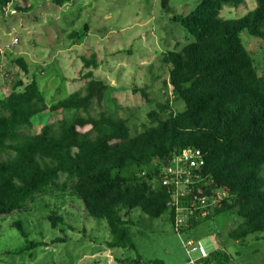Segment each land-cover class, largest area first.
<instances>
[{"label":"trees","instance_id":"trees-1","mask_svg":"<svg viewBox=\"0 0 264 264\" xmlns=\"http://www.w3.org/2000/svg\"><path fill=\"white\" fill-rule=\"evenodd\" d=\"M9 1L0 0V6ZM244 2L200 0L188 14L173 16L192 41L164 51L161 61L169 67L164 84L185 108L174 111L168 99L156 103L148 112L151 125L135 135L128 119L105 108L109 85L92 71L86 74L84 88L51 104L37 79L17 80L0 98V153L9 155L0 158V214L24 208L29 199L49 189L69 191L82 200L87 216L107 222L109 247H133L129 231L133 209L152 218L168 213L174 223L162 173L172 154L193 148L205 158L201 189L196 192L202 193L209 184L221 189L224 198L211 215L188 219L189 228L233 212L242 222L230 237L241 241L259 234L264 239V75L258 74L240 37L247 30L264 39V0H256V7L238 18L220 14L225 5L238 7ZM69 36L77 38L79 31ZM83 61L86 67L98 65L95 54ZM13 62L28 72L22 57ZM141 91L148 97L146 90ZM67 110L72 114L66 117ZM46 111L59 120L35 128L32 118ZM49 220L56 227L64 217L53 214ZM15 225L28 235L21 222ZM45 244L31 241L18 252ZM229 260L227 254L215 251L194 264Z\"/></svg>","mask_w":264,"mask_h":264},{"label":"rangeland","instance_id":"rangeland-1","mask_svg":"<svg viewBox=\"0 0 264 264\" xmlns=\"http://www.w3.org/2000/svg\"><path fill=\"white\" fill-rule=\"evenodd\" d=\"M199 1L10 0L0 6V98L17 80L28 83L35 78L51 104L84 88L89 79L86 74L92 71L109 85L105 108L128 119L135 135L151 125L148 112L156 103L168 99L174 111L185 108L170 85L164 84L169 67L161 57L164 51L181 49L192 41L173 16L188 14ZM256 5V0H245L238 7L225 5L220 14L238 18ZM73 30L79 31V37L70 38ZM240 37L258 74L264 75V39L247 30ZM92 54L97 56L98 65L86 67L83 57ZM16 57L28 63L27 73L13 62ZM141 90H146L148 97ZM63 114L67 117L72 111ZM58 120V115L48 111L32 118L37 129ZM8 156L0 153V158ZM53 214L63 216L64 222L53 227L49 220ZM130 218L134 246L111 248L107 242L112 236L105 220L87 216L75 194L49 189L29 199L24 208L0 214V264H135L136 259L190 264L202 256L200 246L209 255L216 250L227 254L230 260L220 264H264L261 235L241 241L230 237V231L242 222L233 212L209 218L195 228L188 225L181 233L168 213L152 218L136 208ZM16 222L22 223L26 237ZM189 240L195 242L197 250L187 244ZM31 241L46 244L18 252Z\"/></svg>","mask_w":264,"mask_h":264},{"label":"built area","instance_id":"built-area-1","mask_svg":"<svg viewBox=\"0 0 264 264\" xmlns=\"http://www.w3.org/2000/svg\"><path fill=\"white\" fill-rule=\"evenodd\" d=\"M170 157L171 160L163 170L161 183L169 192L167 205L174 212V228L181 233L189 225L188 219L211 215L214 207L224 198V193L209 184L205 185L202 193L196 192L201 189L198 184L202 180L201 172L205 165V158L200 149L189 148ZM194 243L193 240L187 242L195 251L197 247ZM199 250L202 255L200 258L209 256L204 247L200 246ZM196 260L190 261V264H194Z\"/></svg>","mask_w":264,"mask_h":264},{"label":"water","instance_id":"water-1","mask_svg":"<svg viewBox=\"0 0 264 264\" xmlns=\"http://www.w3.org/2000/svg\"><path fill=\"white\" fill-rule=\"evenodd\" d=\"M170 160H171V157H169V158L167 159V161L165 162V164H167Z\"/></svg>","mask_w":264,"mask_h":264},{"label":"crops","instance_id":"crops-1","mask_svg":"<svg viewBox=\"0 0 264 264\" xmlns=\"http://www.w3.org/2000/svg\"><path fill=\"white\" fill-rule=\"evenodd\" d=\"M216 251H218V250H216Z\"/></svg>","mask_w":264,"mask_h":264}]
</instances>
